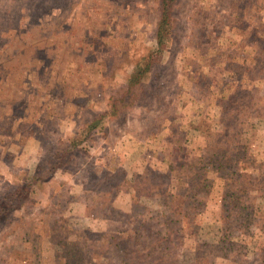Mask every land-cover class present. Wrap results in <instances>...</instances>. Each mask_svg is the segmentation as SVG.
<instances>
[{"label":"rangeland","instance_id":"rangeland-1","mask_svg":"<svg viewBox=\"0 0 264 264\" xmlns=\"http://www.w3.org/2000/svg\"><path fill=\"white\" fill-rule=\"evenodd\" d=\"M163 2L0 0V264H264V0Z\"/></svg>","mask_w":264,"mask_h":264},{"label":"trees","instance_id":"trees-1","mask_svg":"<svg viewBox=\"0 0 264 264\" xmlns=\"http://www.w3.org/2000/svg\"><path fill=\"white\" fill-rule=\"evenodd\" d=\"M173 1L174 0H164V2L162 4L163 11H162V15H161V18H160L161 19L160 23L158 25V31H157V34H156V39H157L156 42L158 43L159 47L157 48L156 51L151 52V57H153V56H155L157 54H160V52L162 51L161 42H162V38L167 33V32H165V30L167 29L168 20L170 19V10L172 8ZM162 29H163V31H162ZM153 65H154L153 60H150L143 66V70L144 71L148 70V72H149ZM135 70L136 71H133V73L130 74V76L128 77L129 81H127V82L129 83V86L126 89L129 97L130 98H134V99H136L137 96L140 95V91H138L137 89L135 90L133 88L132 84L140 82L139 74L141 72L139 67L136 68ZM106 114H107V112H104V113L100 114L99 117H97V118L93 119L91 122H89L87 130L88 131L94 130V127L96 128V126L100 125V123L102 121V118L104 116H106ZM63 155H64V153L62 154L61 152H57L56 160L61 159ZM27 199H28L27 188L24 187V185L16 186L0 202V221L5 220L10 215V210L12 208V203L14 201L18 200V204L21 205L22 203H24V200H27Z\"/></svg>","mask_w":264,"mask_h":264}]
</instances>
